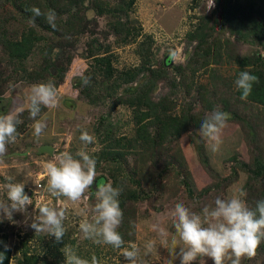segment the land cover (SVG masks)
I'll list each match as a JSON object with an SVG mask.
<instances>
[{"label": "rangeland", "instance_id": "rangeland-1", "mask_svg": "<svg viewBox=\"0 0 264 264\" xmlns=\"http://www.w3.org/2000/svg\"><path fill=\"white\" fill-rule=\"evenodd\" d=\"M216 1L136 0L127 19L123 15L118 17L119 22L124 24L123 28L111 26V22H118L115 17H97L93 11H87L86 17L95 19L97 26L91 27L93 35L80 37L76 43V56L63 82L55 85L58 105L55 108L41 106L36 120L43 121L46 126L39 135L34 132L35 120L30 118L27 109L28 97L32 85L52 82L51 79L34 83L13 80L8 83L0 99V115L15 112L21 107L25 110L19 117L22 123L17 125L15 142L9 143L7 152L0 156V200L7 201L6 184L12 182L24 184L26 194L33 201L25 210L15 212L12 221L0 217V236H8L9 248H13L19 240L28 238L27 245L31 249L39 252L46 250L43 242L54 237L48 235L47 231L35 232L28 225L37 214L36 206L48 204L58 210L66 208L63 239H69V242L74 240L75 245L73 249L70 244L66 245V252L60 256L65 263L66 253L71 252L88 261V264H93L94 258L95 264H127L122 250L129 244H135L139 249L137 264H167L169 249L174 247L172 241L177 240L175 247L182 246L173 227L172 212L177 203L199 213L205 205H212L217 197L230 199L243 192L242 198L246 201V173L238 161L248 163L251 154L242 126H249L261 140V134L264 135V105L238 97L234 81L241 71L264 72V35L259 30L264 28V0H232L227 10L223 11H219ZM138 28L142 29L143 36L149 37L142 47V35L135 42L132 39ZM90 38L98 41L94 42L96 48L98 44L103 47L107 45V54L113 56V67L118 70L139 66V52L145 48L151 63L168 61L166 68L171 73L169 78L178 84V90L172 97L176 109L189 107L201 111L205 104H212L213 110L228 114L217 152L211 151L210 143L200 129L195 132L203 146L204 163L200 161L195 141L188 133L169 145L167 143L168 155L176 158L174 168L178 173L171 172L166 178L153 179L148 153L120 150L121 158L129 168H136L143 192L146 193L143 201L136 204L137 214L131 239L124 241L121 249L95 243L93 239L86 238L79 228L81 220L91 219L94 215L97 199L96 191L92 192L91 188H96L95 183L77 202L69 201L66 197H55L47 191L46 164L56 156L69 152L75 157L77 152L87 151L97 161L96 180L107 178L114 167L99 157V151L108 143L107 136L118 140L134 135L133 108L121 104L116 97L132 93L135 86H123L110 94L111 98H103V94L110 93L112 86L104 73L99 74L93 69L90 63L92 59L85 58L89 52L87 40ZM81 77H88L89 83L83 84ZM165 85V81H159L154 95L159 91L160 95L168 92ZM200 94L203 95V102L198 99L194 105L193 99ZM83 131L94 136L92 144L85 145L80 140ZM44 145L53 149L52 154L37 153V148ZM158 152L156 156L164 157L163 150L161 154ZM178 163L183 164L184 168L176 167ZM184 180L193 185L192 195L182 184ZM209 187L219 189L218 196H200ZM256 189L251 198L258 195ZM160 229H164L167 235L162 236ZM149 242H153L150 250L146 248ZM176 250L179 251V248ZM251 259L243 258L241 264H252ZM175 264H179V260ZM195 264L213 262L205 257ZM225 264L230 262L226 261Z\"/></svg>", "mask_w": 264, "mask_h": 264}, {"label": "trees", "instance_id": "trees-1", "mask_svg": "<svg viewBox=\"0 0 264 264\" xmlns=\"http://www.w3.org/2000/svg\"><path fill=\"white\" fill-rule=\"evenodd\" d=\"M135 2L136 0H0V99L5 93V87L13 80L34 83L51 79L54 85L61 84L76 56V43L85 34L93 35L91 27L97 26L95 19L90 20L86 17V12L91 10L97 17L110 16L117 20L123 15L127 19L134 9ZM229 2L232 0H217L219 11L227 10ZM34 10H38L39 14ZM112 25L121 28L124 26L119 20L115 24L111 22ZM259 30L264 35V28ZM141 31L142 29L138 28L132 39L135 42L142 35L144 37L142 47L146 45L144 42L149 37L143 36ZM94 42L98 41L91 38L87 40L89 52L85 58L92 59L90 63L93 69L99 74L104 73L111 82L112 90L103 94V98H111L110 94L116 93L123 86H135L132 93L116 97L121 104L133 108L134 135L118 140H112L107 136L108 143L99 151V157L105 159L114 169L107 178L100 177L95 182V185L100 181L111 182L113 187L121 189L118 199L123 211V220L118 231L124 241H129L130 235L134 232L136 204L143 201L146 193L143 192L136 168H129L122 160L120 150L129 152L139 150L148 153L152 163L153 179L157 180L158 177L163 179L171 172L178 173L174 168L176 158L168 155L167 143L169 145L170 142L188 133L195 141L200 161L204 163L203 146L195 132L200 129L206 112L214 108L212 104H205L201 111L189 107L185 110L176 109L172 97L178 90V84L169 78L171 73L166 68L168 61L151 63L146 55V48L139 52L141 57L139 66L118 70L113 67L111 60L113 56L107 54L109 51L107 45L103 47L98 44L96 48ZM250 73L257 76L258 81L253 84L251 94L246 99L264 105V72L253 70ZM162 80L165 81L168 92L160 95L159 91L155 96V87ZM155 97L158 99L155 100ZM238 97L241 98L239 90ZM198 99L202 103L203 95L200 94L193 99L194 105ZM242 130L251 155L248 163L241 161L238 163L246 173V202L250 207H255L257 201L264 199V135L260 133L263 138L259 140L258 133L252 131L249 126H242ZM157 150L160 154L163 150L164 157L156 156ZM176 167L184 168L181 163L176 164ZM182 184L192 195L193 185L186 180ZM254 188H257L258 195L251 198V195H254ZM91 190L95 192L96 188L93 186ZM218 193L219 189L209 187L201 192L200 196L214 197L218 196ZM7 238V235H2L0 241L7 245ZM27 241L28 238L19 240L13 248L8 247L7 251L0 245V252H4L5 255L3 264H66L60 256L66 252L67 244L71 245V249L75 245L74 240L69 242V239L64 238L57 242L52 238L43 242L46 250L39 252L35 248L31 249ZM251 263L264 264V242L258 247Z\"/></svg>", "mask_w": 264, "mask_h": 264}, {"label": "clouds", "instance_id": "clouds-1", "mask_svg": "<svg viewBox=\"0 0 264 264\" xmlns=\"http://www.w3.org/2000/svg\"><path fill=\"white\" fill-rule=\"evenodd\" d=\"M37 11L38 10H34ZM83 84L89 83L88 77H81ZM258 77L248 71H241L234 81L236 88L241 92V99H246L252 91L253 84ZM27 109L30 118L35 120L34 132L39 135L45 123L36 120L41 106L55 108L58 105L56 86L52 82L34 84L28 97ZM25 109L18 108L15 112L0 115V156L7 152V145L14 143L17 137V125L22 123L20 114ZM228 114L213 110L205 116L200 124V133L209 143L211 151L217 152L222 143L221 134L227 126ZM80 140L85 144H92L94 136L83 131ZM78 157V158H77ZM97 161L87 151H79L74 157L69 152L61 153L54 160L47 162V191L55 197H66L72 202L79 201L85 192L96 182ZM10 180V178H9ZM7 201L0 200V217L13 220L15 212L23 211L33 204L32 198L26 194L25 185L9 182L6 184ZM121 189L113 187L111 182L96 183V199L94 215L91 219L81 220L79 228L86 238L95 243L111 245L114 249H121L124 240L118 231L123 211L120 208L118 197ZM244 193L230 199L217 197L212 205H205L198 213L190 210L182 203H177L172 212L173 227L179 242L173 240L174 247L169 249L167 264H195L200 258H208L213 264H241L243 258L251 259L256 255L258 247L264 242V199L250 207L242 198ZM35 214L28 227L35 232L47 231L48 235L57 242L65 234L64 220L66 208L59 210L48 204H40L35 208ZM160 234L166 236L164 229ZM5 251L8 245L0 241ZM153 242L146 248L150 250ZM179 248V251L176 249ZM139 249L135 244L123 248L122 256L127 264H137ZM5 255L0 252V264H3ZM66 264H88L74 253H66ZM95 264V258L93 259Z\"/></svg>", "mask_w": 264, "mask_h": 264}, {"label": "water", "instance_id": "water-1", "mask_svg": "<svg viewBox=\"0 0 264 264\" xmlns=\"http://www.w3.org/2000/svg\"><path fill=\"white\" fill-rule=\"evenodd\" d=\"M52 152H53V149L48 145H44V146L37 148V153L39 154H42V153L52 154Z\"/></svg>", "mask_w": 264, "mask_h": 264}]
</instances>
